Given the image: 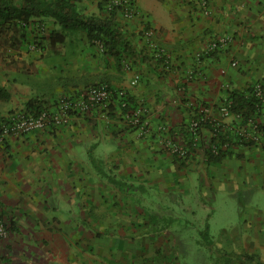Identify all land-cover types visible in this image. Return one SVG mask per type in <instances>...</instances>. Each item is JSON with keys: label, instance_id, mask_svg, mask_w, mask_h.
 I'll return each mask as SVG.
<instances>
[{"label": "crops", "instance_id": "1", "mask_svg": "<svg viewBox=\"0 0 264 264\" xmlns=\"http://www.w3.org/2000/svg\"><path fill=\"white\" fill-rule=\"evenodd\" d=\"M105 1L80 0L78 6L86 15L105 16ZM206 1L208 7L203 0H134L136 16L129 18L122 7H117L113 20L130 36L137 51L133 57H122V64L105 49L86 42L82 30L72 31L73 35L55 46L46 40L39 45L36 57L24 54L23 24L0 39V85L11 93L7 105L0 100V120L8 118L14 109L23 108L31 98L42 99L47 108L54 109L61 94L71 93L78 98L89 83L107 80L146 102L154 124L151 134L140 137L126 130L120 120H115L116 129L109 122L113 121L111 116L95 110L90 115L74 116L68 125L56 129L22 137L10 135L0 153V211L12 229H17L19 220L24 223L25 217L40 219L38 211L45 213L44 221L59 225L61 202L74 209L80 202L78 194H84V203L92 208L96 203L91 196L92 189L96 190L93 186L100 196L98 204L112 208L115 200H108L106 195L110 187L117 188V195L129 194L132 189L163 192L174 189L160 186L164 189L160 191L156 186L163 183L166 170L184 178L190 175L189 169L172 170L174 165L167 160L170 154L163 145L169 138L181 136H172L171 127L199 112L219 116L215 104L221 93L218 87L222 69L235 85L264 84V0ZM45 21V35L61 28L52 18ZM148 29L154 30L153 39L165 50L160 58L145 37L138 38ZM223 36L230 39L229 43L207 57L203 53L206 45ZM234 57L241 59L237 67L231 64ZM125 60L131 61V69L124 66ZM135 71L141 79L132 86ZM159 124L165 132L159 130ZM82 145L87 146L88 155L80 153ZM188 149L191 156L204 147ZM240 150L245 157L242 163L238 161L237 175L243 172L249 176L251 170L252 183L261 184L257 191L264 190L263 180H258V175L264 177V152L249 147ZM174 161L179 167L185 166L175 157ZM124 179L126 183H117ZM247 182L234 188L232 185L229 191L246 192ZM124 199L121 196L120 202L116 201L123 203ZM52 208L59 210L51 212ZM24 210L28 212L25 216Z\"/></svg>", "mask_w": 264, "mask_h": 264}, {"label": "rangeland", "instance_id": "2", "mask_svg": "<svg viewBox=\"0 0 264 264\" xmlns=\"http://www.w3.org/2000/svg\"><path fill=\"white\" fill-rule=\"evenodd\" d=\"M105 8L106 15L107 12L113 10L107 6ZM125 17L129 18L126 15ZM47 25L45 20H36L28 27L24 54L36 57L35 55L40 53L39 45L35 41L45 35L46 30L44 29ZM42 32H44L43 35ZM138 35L140 40L143 37L146 38L144 33ZM84 36L82 38L86 39ZM86 42H88L87 39ZM94 44L102 50L105 49L103 43ZM34 45L37 47H32ZM213 52L210 51L209 44L203 51L207 57ZM232 60L237 61L238 65L241 62V59L237 57ZM130 62V60H125L124 66L128 68ZM129 66L128 69H131V64ZM135 73H138L141 79V74L135 71L133 76ZM219 81L218 88L221 93L215 104L219 116L214 118L209 112L206 115L200 114L198 118L193 116L188 121L192 132L193 128L190 123L193 119L205 118L202 119L199 138L196 139L200 145L199 148L213 147V150H218V145L212 143L210 146L209 140L211 137H218L219 131L216 125H222L223 132L219 137L221 139L226 132L232 135L235 129L238 130V126L243 124L234 113L224 115L221 106L229 99L227 90L232 87L248 89V85H235L227 73L222 74V72ZM93 83L98 84L92 82L89 86L94 85ZM256 84L264 87L262 82H256L251 85L250 89H253ZM131 85L135 86L132 83ZM120 90L130 93L125 88H120ZM85 92L84 89L82 94ZM250 94L255 95L258 100L256 118L264 127V98L257 95L255 90H251ZM119 102H122L121 98L118 100L117 108L123 115L124 109L119 106ZM130 103H142L147 107L149 125L146 132L140 133L136 127L131 128L134 129L132 132L140 137L148 136L154 129L149 105L142 100L130 101ZM2 104L7 105L8 102L5 101ZM18 109L20 108L14 110ZM95 110L109 117L108 112L102 106H95L86 115H90ZM112 120L114 122L111 119L109 122L118 129L116 119ZM120 122L124 125V121ZM107 125L110 124L107 122ZM159 126V130L165 132L164 126L161 124ZM126 130L129 131V129ZM237 137L239 135L236 131L234 142L222 143L223 149L230 150L231 153L216 163L209 162L204 149L191 156L188 155L189 147L182 141L181 136L175 139L169 138L163 146L170 154L167 160L170 159V163L174 165L172 170L182 168L189 169L190 172V175L184 178L185 176L172 174L166 170L161 178L162 181L164 180L163 183L160 185L157 183L156 186L158 190L160 186H163L162 188L174 187L169 191L160 189L164 191L158 192L155 188H148V192H144L145 190L142 192L143 189H132L129 194L117 195V188L110 187L106 195L108 200L115 201L112 208H109L105 204H98L97 199L100 196L96 192L97 187L93 186L96 190L92 189L91 196L96 203L92 208L84 203V194L81 196L78 194L77 200L80 202L74 209H68L69 204L65 205L64 202H61L60 210L52 208L51 212L59 210V225L44 221L45 215L43 214L45 213L41 211L36 213L40 219L25 217L24 223L19 220L17 229H12L4 218L7 235L4 238L0 237V264H254L257 259L264 263V190L257 191L261 184L252 183L251 170L248 173L249 176L247 174L244 176L243 172H241L242 176L237 175L238 161L242 163L245 157L240 149L258 148L259 151L264 152V146L252 140L237 139ZM176 145L186 152L175 151ZM87 150V146L82 145L79 148L80 153L85 155H88ZM175 155L183 158L189 157L184 167L173 164ZM164 167L169 168L165 166V163ZM243 167L244 165L240 168ZM133 179L130 180L136 181ZM261 179L264 182V177L258 175V180ZM245 181L249 182H247L249 185L244 188L246 192L236 194L235 190L229 191L232 185L234 188L236 184H243ZM121 196L125 198L124 202L117 203L116 200L120 202ZM27 214L28 212L24 210V216ZM151 214H158L166 220L159 221L157 228L154 229L155 226L150 221ZM207 222L210 225L209 236L212 243H208L203 236ZM247 254L254 255L256 259L254 260Z\"/></svg>", "mask_w": 264, "mask_h": 264}, {"label": "trees", "instance_id": "3", "mask_svg": "<svg viewBox=\"0 0 264 264\" xmlns=\"http://www.w3.org/2000/svg\"><path fill=\"white\" fill-rule=\"evenodd\" d=\"M79 2L80 0H0V39L6 34L8 30H16L19 25L23 24L25 41L27 39L28 27L30 25L35 23L36 20L42 21L46 18H52L55 20L56 24H60L61 28L54 29L50 31L49 34L43 35L41 38H37L35 43L40 46L46 40L51 42V45L55 46L58 42H64L68 35H73L72 31L82 30L84 31L85 38L91 42V44L96 42L103 43L105 52L112 54L119 64H122V57H133V55H135L134 53L137 51L135 50V46L130 39V36L126 32L120 30L113 20V13L117 7L110 12H107V15L105 16H99L95 14L86 15L79 9ZM106 3L107 1H105V4ZM118 8L120 9V7ZM157 61L161 63L163 60ZM101 82L107 83L109 85V89L112 91L113 97L107 108L108 115L113 119L124 121L122 112L117 108V103L120 97L118 91L120 88L113 86L107 80ZM247 87L248 89H238L232 87L230 90H227L229 98L228 100L231 102L230 112L245 118L249 116H256V113L258 114L256 108V103L258 100L255 95L250 94L251 90L254 91V88L250 89L251 85ZM63 95L74 97L71 95V93H63L60 96ZM126 96L130 101L136 102L138 100L131 93H126ZM10 97L11 93L9 90L5 86L0 85V100L7 101L10 99ZM182 100L184 101L185 99ZM42 101L43 100L39 98H31L25 102V105L22 109L32 114H37L43 109H49ZM57 102L58 99L55 101V108L57 106ZM119 106L121 107V102H119ZM200 114H202V112H199L198 115H194V117L198 118L200 117ZM75 115L78 116L81 115V113H76ZM6 118V116H3L0 120V123H2V121L4 122ZM188 121H180V123L173 125L169 131L172 136L181 135L188 147L195 151L200 147V145L195 140L193 132H191L189 129ZM123 127L125 129L134 131L131 126H126L125 122ZM215 127L219 131L217 134L218 137H211L209 140L210 146L212 143H216V145H218L217 152L213 150V147H204V152L206 151V156L208 157L210 163L220 162L231 153L230 150L223 149L222 147L223 142H226V140L232 138L231 133L226 132L224 136L219 139L220 135L222 134L221 132H223V128L222 125H216ZM188 158L189 157L183 158L181 156L175 155V159H177L182 165L187 163ZM117 183L121 185L122 183H126V181H117ZM161 220H166V218H163L158 214H151L150 221L151 224L155 226L154 229L157 228L156 226ZM163 226L166 227V225ZM209 228L210 225L209 222H207L203 236L208 243H212V239L209 236ZM247 255L254 260L256 259L252 254ZM254 264L264 263L257 259L255 260Z\"/></svg>", "mask_w": 264, "mask_h": 264}, {"label": "built area", "instance_id": "4", "mask_svg": "<svg viewBox=\"0 0 264 264\" xmlns=\"http://www.w3.org/2000/svg\"><path fill=\"white\" fill-rule=\"evenodd\" d=\"M203 5L207 6V1L203 0ZM106 6L109 9L116 7H122L123 12L127 17L136 16V10L134 6V0H107ZM153 29H148L144 32L146 38L151 46L154 48V54L156 57H161L165 54L164 48L153 39ZM150 35V36H149ZM152 35V36H151ZM228 37H216L211 40L209 44L210 51H215L219 47H223L229 43ZM233 67H237L238 63L235 60L231 61ZM128 68L130 66L128 65ZM222 74L226 73L225 69H222ZM140 79V75L135 73L131 83L137 84ZM256 94L264 98V87L261 84H256L254 87ZM119 98L122 99L121 106L124 109L123 117L126 125L136 127L140 133L146 132L149 120L148 109L142 104H132L127 99L126 92L123 90L118 91ZM112 91L109 89V85L105 82L91 85L87 88L85 94L80 97H69L66 95L58 98L57 106L55 109H43L37 114H32L23 109L12 111L8 118L0 124V153L4 150L8 137H22L30 132L52 130L61 125L69 124L73 116L76 113L89 114L95 106H102L106 109L112 99ZM230 100H227L222 106L221 111L224 115L230 114ZM243 122L232 133V138H229L225 143L234 142L235 132L237 131L239 137L237 139L252 140L253 142L264 146V127L260 124L256 116L242 117L237 115ZM202 119L194 118L190 123L192 126L195 140L199 138V127L201 126ZM240 128V129H239ZM178 152H186L182 147L176 145L174 148ZM217 152L216 149H214ZM7 235V229L5 226V220L0 211V237L4 238Z\"/></svg>", "mask_w": 264, "mask_h": 264}]
</instances>
